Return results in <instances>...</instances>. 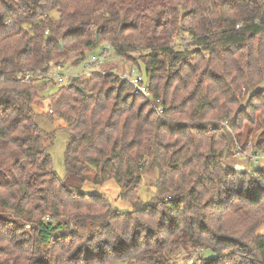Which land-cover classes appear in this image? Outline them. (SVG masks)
I'll return each mask as SVG.
<instances>
[{
    "label": "trees",
    "instance_id": "obj_1",
    "mask_svg": "<svg viewBox=\"0 0 264 264\" xmlns=\"http://www.w3.org/2000/svg\"><path fill=\"white\" fill-rule=\"evenodd\" d=\"M186 35L195 49H178L175 40ZM103 43L144 66L151 97L135 95L109 65L68 78L48 113L67 124L66 168L84 180L94 171L96 185L114 180L132 211L150 219L157 203L177 209L167 222L159 218V235L148 228L147 244L111 252L93 243L95 234L120 231L132 211L114 210L104 195L73 198V188L84 192L54 171L55 135L40 129L33 108L48 92L39 83L53 63L69 53L84 61ZM259 93L264 0H0V241L7 244L0 264H173L175 255L199 249L209 255L193 264H230L232 243L264 255V206L254 195L224 209L208 208V198L207 215L196 218L200 230L179 217L184 193L196 196L202 182H212L204 171L235 165L229 152L245 126L256 128L254 149L264 151V111L249 107ZM240 171L264 173V166ZM144 176L156 190L147 205L138 196ZM46 248L56 249L55 259Z\"/></svg>",
    "mask_w": 264,
    "mask_h": 264
},
{
    "label": "rangeland",
    "instance_id": "obj_2",
    "mask_svg": "<svg viewBox=\"0 0 264 264\" xmlns=\"http://www.w3.org/2000/svg\"><path fill=\"white\" fill-rule=\"evenodd\" d=\"M53 16L56 18L57 14L53 13ZM175 43L179 50L195 49V41L188 35L184 36V40L183 37L180 36L175 40ZM94 55L101 56L103 59H101L98 63H94L90 67H86V64L92 61V56ZM138 56L139 55H134V57ZM103 65H109L112 67L113 73L116 75H123L133 69H138L140 73L143 74L144 68L142 64L141 68H139L132 62L118 57L115 51L107 43L100 45L94 52H88L84 61H82L77 54L69 53L64 58H59L58 62L53 63L49 74L44 75L45 79L42 78V81L39 83L40 86H46L48 88V92L41 95L42 98L39 99L33 107L36 115L35 121L46 135H55L50 154L53 159L54 171L63 181L70 184V186L80 188V190L84 193L92 195H104L108 197L114 210L130 212L133 210V205L129 201L123 200L121 197V188L114 180L108 181L103 185H96L92 180L95 174L94 171L90 170L86 173V180L77 176L75 177L68 172L66 168V153L70 141V135L63 130L67 124L56 116L52 119L48 117L50 99L55 95L58 88L66 85L70 78H77L81 76L89 77L92 73L100 72ZM140 69H142V71ZM60 78L63 80L61 81ZM250 129L252 131L247 133L246 131ZM255 132V127L250 128L247 126L246 128L245 126V131L241 132L240 135L243 143L236 140L229 152L231 164H245L246 167L244 170L262 168L264 166V160L259 164H255L246 157L244 158L235 156L237 148L245 152V155L247 153L250 154L252 149L254 150V142L256 137ZM46 144L50 145L51 141L46 140ZM254 151L256 152V150ZM152 184H155L154 180L146 176L143 177L138 195L140 201L143 204L147 205L155 202L156 190ZM261 232H264V227L261 228ZM208 255L209 252H207L205 249H199V251L191 255L185 253L177 254L174 257L173 264H193L191 263V260L196 262L198 259L207 257Z\"/></svg>",
    "mask_w": 264,
    "mask_h": 264
},
{
    "label": "clouds",
    "instance_id": "obj_3",
    "mask_svg": "<svg viewBox=\"0 0 264 264\" xmlns=\"http://www.w3.org/2000/svg\"><path fill=\"white\" fill-rule=\"evenodd\" d=\"M261 99L259 101L254 97L250 102L249 107L261 106L260 110L264 111V93L258 94ZM158 116L162 114L157 111ZM191 133L192 130H189ZM110 135L105 130V137ZM195 150L199 149V143L194 145ZM212 163V162H210ZM217 171L211 173L204 171V176L212 175V182H202L196 189V196H190L184 193L185 199L179 207V217L184 225L192 229L200 230V220L207 215L204 201L211 198L208 203V208H229L241 201L247 202L250 195H254L255 203L264 206V173L243 174L240 170L246 167L245 164H235L232 168H224L218 165ZM193 170L189 169V172ZM195 175V173H193ZM193 182L192 176L187 180V184L191 187ZM183 192V186L179 189ZM71 195L75 200H88V193H81L75 188L72 189ZM110 206V205H109ZM149 213L145 210L136 208L124 218L122 228L118 232L105 231L98 232L94 237V244H100L105 252H111L116 247H127L129 249L136 246H143L149 242L148 228L156 230V235H159L158 220L163 217L167 222L170 216L177 215V209L170 207L167 202L157 203V208L154 216L150 219ZM208 239L214 241L211 233H208ZM0 245L7 246L6 241H0ZM48 255L55 259L56 249L46 248ZM98 250V249H96ZM35 254H41L40 250L33 249ZM231 256L229 257L230 264H264V255L249 254L239 245L232 243L230 249ZM78 264H84L83 260Z\"/></svg>",
    "mask_w": 264,
    "mask_h": 264
},
{
    "label": "built area",
    "instance_id": "obj_4",
    "mask_svg": "<svg viewBox=\"0 0 264 264\" xmlns=\"http://www.w3.org/2000/svg\"><path fill=\"white\" fill-rule=\"evenodd\" d=\"M103 57L101 56H92V61L90 63L86 64V67H90L94 63H98ZM118 75V74H117ZM123 81H128L135 87L134 94H143L144 96L150 98V85L148 81L146 80L145 76L140 73L138 69H133L131 71H128L127 73L123 75H118ZM28 80V79H27ZM62 81L63 79L60 78ZM255 150V149H254ZM252 149V152L250 154H244L241 149H236L235 156L238 157H246L247 159H250L253 163L259 164L261 161L264 160V151H254ZM191 263H193V260H191Z\"/></svg>",
    "mask_w": 264,
    "mask_h": 264
},
{
    "label": "water",
    "instance_id": "obj_5",
    "mask_svg": "<svg viewBox=\"0 0 264 264\" xmlns=\"http://www.w3.org/2000/svg\"><path fill=\"white\" fill-rule=\"evenodd\" d=\"M81 91L84 92L83 89H81ZM241 170L243 171V169H241Z\"/></svg>",
    "mask_w": 264,
    "mask_h": 264
}]
</instances>
